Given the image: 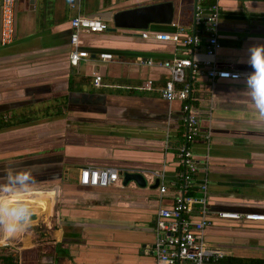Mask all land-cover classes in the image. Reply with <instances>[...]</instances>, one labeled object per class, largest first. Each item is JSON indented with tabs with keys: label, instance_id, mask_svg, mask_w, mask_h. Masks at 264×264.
<instances>
[{
	"label": "crops",
	"instance_id": "0c3cea01",
	"mask_svg": "<svg viewBox=\"0 0 264 264\" xmlns=\"http://www.w3.org/2000/svg\"><path fill=\"white\" fill-rule=\"evenodd\" d=\"M158 1L164 0H15L13 42L0 44V253H14L17 264H158L157 210L172 204L182 170L176 156L184 140L182 102L160 96L166 68L138 59L170 60L185 56V48L134 30L83 31L78 48L89 57L69 63L76 15L111 27L116 10ZM173 1L172 25L149 31L190 30L194 0ZM220 6L215 63L240 77L190 81L186 72L201 134H210L190 144L197 179L209 184L212 224L204 238L226 256L264 258V220L219 217L264 215V114L247 85L252 52L258 61L264 56V0ZM203 45L190 57L208 59ZM94 73L102 76L99 88ZM85 167L114 168L120 178L108 187L84 186ZM126 171L142 173L146 187L123 184ZM157 179L167 187L161 197L152 186ZM18 205L34 218L19 221ZM217 260L203 264H228Z\"/></svg>",
	"mask_w": 264,
	"mask_h": 264
},
{
	"label": "built area",
	"instance_id": "2783aa9c",
	"mask_svg": "<svg viewBox=\"0 0 264 264\" xmlns=\"http://www.w3.org/2000/svg\"><path fill=\"white\" fill-rule=\"evenodd\" d=\"M0 44L10 45L14 39L15 0H1L0 7ZM221 14L220 0H194L192 26L189 29L183 25H176L173 32L141 31V37L157 41H167L185 48V56L173 57L170 60L154 61L139 58L140 64H158L169 71V77L160 88V96L167 100L182 102L183 144L176 153L182 170L178 174L172 204L165 207L159 204L155 232L157 240L155 253L158 264H203L209 259L225 257L222 249L212 246L205 241V229L212 224L208 210V178L197 179L200 171L199 161L190 149V144L201 134L199 119L189 102L191 80L206 77L210 81L215 79H238L240 73L221 69L216 66L215 57L221 47L218 38L219 19ZM71 34L69 37V63L77 66L89 53L80 50L81 33H102L109 29L107 22L100 17L76 15L70 21ZM174 26V25H173ZM204 43V51L208 59L200 60L190 57V54ZM100 59L110 60V53H100ZM186 72L189 79H186ZM224 74V75H222ZM92 84L101 87L102 76L94 73ZM148 87V86H147ZM206 141L210 134L202 136ZM201 163L204 170L208 169L207 154ZM159 179V174H156ZM116 169L110 167H85L80 170L79 182L84 186L108 187L119 180ZM161 195L167 192L164 184L158 185ZM161 199V198H160ZM220 218L264 220V215L246 213H219Z\"/></svg>",
	"mask_w": 264,
	"mask_h": 264
},
{
	"label": "water",
	"instance_id": "95a60500",
	"mask_svg": "<svg viewBox=\"0 0 264 264\" xmlns=\"http://www.w3.org/2000/svg\"><path fill=\"white\" fill-rule=\"evenodd\" d=\"M175 13V3L173 0L158 1L149 4H142L116 10L110 17L112 26L108 30L115 31L117 29L145 31L153 26H170L173 23ZM123 184L131 181L135 182L139 187H146L147 183L142 173L126 171L122 174ZM157 179L152 185L158 187ZM17 217L19 221L28 222L34 215L27 211L23 206H17Z\"/></svg>",
	"mask_w": 264,
	"mask_h": 264
},
{
	"label": "clouds",
	"instance_id": "9594fccd",
	"mask_svg": "<svg viewBox=\"0 0 264 264\" xmlns=\"http://www.w3.org/2000/svg\"><path fill=\"white\" fill-rule=\"evenodd\" d=\"M260 50L264 51V49ZM250 62L254 71L248 75L247 85L251 89L256 108L264 114V56L258 61L256 53L253 51Z\"/></svg>",
	"mask_w": 264,
	"mask_h": 264
},
{
	"label": "trees",
	"instance_id": "16d2710c",
	"mask_svg": "<svg viewBox=\"0 0 264 264\" xmlns=\"http://www.w3.org/2000/svg\"><path fill=\"white\" fill-rule=\"evenodd\" d=\"M216 262H225L228 264H264V258H239L225 256L217 260ZM0 264H17V257L13 254H1Z\"/></svg>",
	"mask_w": 264,
	"mask_h": 264
},
{
	"label": "rangeland",
	"instance_id": "374dc122",
	"mask_svg": "<svg viewBox=\"0 0 264 264\" xmlns=\"http://www.w3.org/2000/svg\"><path fill=\"white\" fill-rule=\"evenodd\" d=\"M42 229L45 230L46 228L43 227ZM45 237H47V236H45ZM48 237H49V236H48ZM48 240H51V239H48Z\"/></svg>",
	"mask_w": 264,
	"mask_h": 264
}]
</instances>
